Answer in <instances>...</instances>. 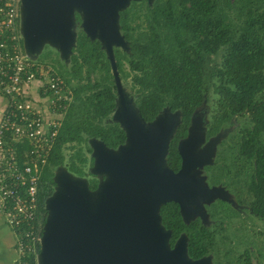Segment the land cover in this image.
<instances>
[{
    "label": "trees",
    "instance_id": "1",
    "mask_svg": "<svg viewBox=\"0 0 264 264\" xmlns=\"http://www.w3.org/2000/svg\"><path fill=\"white\" fill-rule=\"evenodd\" d=\"M137 18L146 23L139 30L132 24ZM76 20L80 21L77 14ZM119 26L129 50L114 48L117 68L121 76H131L143 117L151 119L169 107L180 111L186 125L205 103L212 106V132L239 117L240 131L247 134L250 210L264 223V0L131 1L119 12ZM52 66L71 87L73 99L39 178L41 222L57 167L65 165L79 177L91 176L84 169L81 148L65 163L64 147L85 144L91 152L88 140H101V116L114 107L112 74L97 39L91 41L79 30L69 64ZM89 183L90 189L96 187V179L89 178ZM21 260L36 264L33 255Z\"/></svg>",
    "mask_w": 264,
    "mask_h": 264
},
{
    "label": "water",
    "instance_id": "2",
    "mask_svg": "<svg viewBox=\"0 0 264 264\" xmlns=\"http://www.w3.org/2000/svg\"><path fill=\"white\" fill-rule=\"evenodd\" d=\"M131 1L139 0H20L22 44L30 58L36 59L42 46L49 44L68 63L77 36L76 14L84 34L91 41H99L118 94L112 118L120 123L126 135L125 145L102 154L101 140L95 137L88 140L93 158L89 172L98 178L93 189H90L88 179L72 174L63 166L54 170V190L44 201L46 216L36 264H132L137 254L134 250L101 244V168L110 165L107 180L132 183L135 179L134 164L141 159L148 168L144 165L138 170L139 175L155 182L169 183L166 195L170 200L177 199L181 195L182 183L191 179L190 171L211 163L215 146L227 131L216 134L198 149L204 136L205 112L194 110L187 136L178 145L181 168L173 172L167 167L168 141L180 122L181 113L165 107L151 122H144L133 97L122 85L114 57V47L129 50L120 30L119 12L126 9ZM146 1L151 4L153 0ZM130 188L129 184L127 193L123 188L122 196H130ZM219 194L218 187L208 189L204 185L202 192H197L203 201H210ZM126 203L130 204V201Z\"/></svg>",
    "mask_w": 264,
    "mask_h": 264
},
{
    "label": "flooded vegetation",
    "instance_id": "3",
    "mask_svg": "<svg viewBox=\"0 0 264 264\" xmlns=\"http://www.w3.org/2000/svg\"><path fill=\"white\" fill-rule=\"evenodd\" d=\"M128 94L137 108V94ZM117 99L114 85L113 110L109 115L101 116V154L107 150L116 151L126 144L123 128L112 118ZM154 117L146 119L141 115L146 123ZM203 121L204 136L198 149L216 134L227 131L216 144L211 163L190 171L191 179L182 183L177 199L170 200L166 195L169 183L139 175L138 170L144 165L148 168L141 159L134 164L132 183L107 180V170L111 167L106 164L101 168L102 245L134 250L137 254L132 264H250L247 231L252 214L250 168L245 145L247 134L240 131L239 117L232 118L230 124L219 126L214 132L210 117L204 116ZM190 123L191 116L186 125L180 116L168 141L165 164L173 172L181 168L178 145L187 136ZM129 184L131 195L122 196V189L125 188L127 193ZM203 185L208 189L218 187L220 196L210 201L201 200L197 192H202ZM226 240L228 242L224 243ZM238 248L240 253H235Z\"/></svg>",
    "mask_w": 264,
    "mask_h": 264
},
{
    "label": "built area",
    "instance_id": "4",
    "mask_svg": "<svg viewBox=\"0 0 264 264\" xmlns=\"http://www.w3.org/2000/svg\"><path fill=\"white\" fill-rule=\"evenodd\" d=\"M0 90L8 97L0 119V213L19 256L36 259L43 226L39 178L72 89L53 66L25 53L20 0H0Z\"/></svg>",
    "mask_w": 264,
    "mask_h": 264
},
{
    "label": "rangeland",
    "instance_id": "5",
    "mask_svg": "<svg viewBox=\"0 0 264 264\" xmlns=\"http://www.w3.org/2000/svg\"><path fill=\"white\" fill-rule=\"evenodd\" d=\"M140 11H143V7H141ZM132 24L139 26L137 28L139 30V29H142L145 26L146 23L142 20V18H137L134 22H132ZM79 30H81V28L79 26V22H77L76 27H75L76 33H78ZM121 33H122V31H121ZM117 48H119V47H117ZM36 60H39V61H42V62H45V63H49L51 66L53 64L58 63V62L59 63H64V61L59 57V53H58L57 49H55L54 47L50 46L49 44H44L42 46V48L40 49V52L37 54ZM217 60H219V57H217ZM65 64L68 65L69 61H68V63H65ZM124 69L127 71V66H126L125 63H124ZM119 75H120V73H119ZM95 76H96V74H93L92 78H94ZM120 77H122L121 78V82H122L123 87L130 94L135 95L136 94L135 93V88H134V86L132 84L131 76L124 77V76L120 75ZM71 85L72 86L75 85V81L74 80L71 81ZM71 101H72V99H71ZM71 101H70V103H71ZM70 103H69V105H70ZM68 106L66 107V109L68 108ZM211 107L212 106L203 103V105L198 107L196 110H203L205 112V116L208 118L212 114ZM63 115L64 114L62 113L61 116H63ZM221 126H224V125H221ZM79 147L84 152V155L86 157V160H85L86 163L84 165V169H85V171H88L89 168L92 166V164H90L91 161H90V158H89L90 155H91V152L86 151V145L85 144H83V145H73L72 147H64L63 152H64V155H65V160H66L67 157H69L71 152L75 151L76 149H79ZM66 162H67V160L65 161V163ZM62 166L65 167V165H62ZM84 177L86 179H88V183H89V178H92V179L94 178L96 180L98 179L97 177L90 176V175L89 176L86 175ZM90 184L91 183H89V186H90ZM53 190H54V187H53ZM248 225H249V229L247 231V238H248V243H249L250 264H264V223L261 222L254 215H251ZM227 242L228 241L226 240L224 243H227ZM240 251H241V249L238 248L234 252L235 253H240Z\"/></svg>",
    "mask_w": 264,
    "mask_h": 264
},
{
    "label": "crops",
    "instance_id": "6",
    "mask_svg": "<svg viewBox=\"0 0 264 264\" xmlns=\"http://www.w3.org/2000/svg\"><path fill=\"white\" fill-rule=\"evenodd\" d=\"M7 104L8 97L0 90V119ZM21 259L16 248L15 236L0 213V264H20Z\"/></svg>",
    "mask_w": 264,
    "mask_h": 264
}]
</instances>
